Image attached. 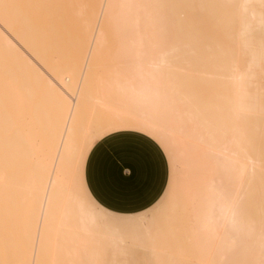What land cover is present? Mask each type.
Instances as JSON below:
<instances>
[{"label": "bare ground", "instance_id": "6f19581e", "mask_svg": "<svg viewBox=\"0 0 264 264\" xmlns=\"http://www.w3.org/2000/svg\"><path fill=\"white\" fill-rule=\"evenodd\" d=\"M259 75L264 0H0V264H264ZM120 130L195 173L186 203L88 196L85 152Z\"/></svg>", "mask_w": 264, "mask_h": 264}, {"label": "crops", "instance_id": "0c3cea01", "mask_svg": "<svg viewBox=\"0 0 264 264\" xmlns=\"http://www.w3.org/2000/svg\"><path fill=\"white\" fill-rule=\"evenodd\" d=\"M142 133L120 130L108 134L96 141L85 157L84 189L108 213H144L167 187V157L155 139Z\"/></svg>", "mask_w": 264, "mask_h": 264}, {"label": "rangeland", "instance_id": "374dc122", "mask_svg": "<svg viewBox=\"0 0 264 264\" xmlns=\"http://www.w3.org/2000/svg\"><path fill=\"white\" fill-rule=\"evenodd\" d=\"M260 76V81L262 87H264V76ZM144 134V133H142ZM146 135V134H145ZM150 137V136H149ZM153 139V138H152ZM154 140V139H153ZM158 145L162 148L164 151L167 161H168V182L167 187L162 195V197L157 201V203L151 207L148 211L141 213L142 214H151L153 211L157 209H164L169 207L171 200L174 198L181 200L182 202L188 201V193L187 190H193L195 189V173L189 169L185 165H177L175 166L173 163V160L171 159L170 154L167 152L165 147L158 141L154 140ZM96 142V141H95ZM93 142L90 147L95 143ZM85 152V156L82 163V169H81V176L83 173V165L85 161V157L90 149ZM139 215H133V216H123L119 218H125V219H136ZM117 217V216H116ZM115 217V218H116ZM145 255L142 250H136L135 251V259L138 264H146V258L144 259Z\"/></svg>", "mask_w": 264, "mask_h": 264}]
</instances>
